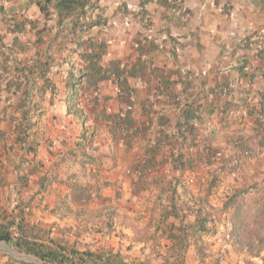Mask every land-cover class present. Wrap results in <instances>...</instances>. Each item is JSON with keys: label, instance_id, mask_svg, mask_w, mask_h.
I'll list each match as a JSON object with an SVG mask.
<instances>
[{"label": "trees", "instance_id": "1", "mask_svg": "<svg viewBox=\"0 0 264 264\" xmlns=\"http://www.w3.org/2000/svg\"><path fill=\"white\" fill-rule=\"evenodd\" d=\"M100 1L3 0L0 6V21L6 25L7 33L13 36L7 44L3 41L4 36L0 35V101L4 97L3 117L10 118L9 124L15 126V131L18 132L15 142L21 144L23 151L22 159L15 167L18 200L13 209L0 207V245L10 248L7 250L0 246V264H121L124 260L125 255L120 250L114 251L106 247L94 249L90 244H85L82 248L78 245L80 232H75L73 234L75 239L70 240L69 235V238L66 237L69 229L62 228L60 224L46 225L40 221H32L31 205L35 195L25 201L21 196L22 191L29 186L31 176L42 171V163L35 161L39 146L37 137L40 132L36 128L44 114L42 102L49 94L53 103L58 94L50 75L64 71L63 66H67L64 75L68 114H76L82 98L90 93L92 96L97 93L101 83L112 81L118 86L119 100L125 109L117 114L104 113L99 116L107 131L114 139L130 143L138 136L137 134H141L142 129L150 128V125L141 130L137 127L133 116L135 89L130 86L129 79L147 80V70L151 64L139 59L131 67L123 65L121 61H112L108 67L104 66L106 44L92 36L93 29L107 22L100 14L102 10ZM248 1L264 7V0ZM152 2L176 12L184 5L185 0H142L134 17L144 21L148 15L146 6ZM32 7L38 9L39 17L29 16ZM184 14H187V11H184ZM252 38L250 35L246 39L249 48L252 45ZM136 44L140 57L148 55L152 50H158V45L153 40L144 39L137 41ZM246 67L247 61H244L238 66V71L243 74L241 77L253 82L254 76L246 73ZM235 82L237 81L217 86L213 90V100L204 107L194 101L183 103L177 94L169 92L171 82L165 80L161 81L162 86L157 89V95L154 97L156 99L159 96L174 105L181 112V117L173 125H170L166 116L157 117L155 125L158 126L156 132L159 133V137L152 146V152L156 154L164 149L170 151L168 159L164 161H170L174 170L180 173L194 172L199 166L213 167L214 171L209 176L203 197L191 196L193 199L191 204L190 201H184L182 196L190 194L180 180L181 175L158 179L157 182L162 183L160 195L168 198L165 203L156 200L153 211L161 212L156 218V227L151 232L149 227L141 228L138 219L130 216L128 221L124 219L126 216L119 213L117 204H112V199L103 197L100 190H94L89 184H80L76 178H69L73 181L71 184L73 202L86 204L96 195L104 206L98 213L88 214L82 218L83 230L88 231L89 225L97 224L100 230L112 231L116 226L126 224L134 233L132 242L151 243L154 247L153 254L156 257H163L162 264H185L192 242L196 256L201 263H205L212 250L210 240L220 234L218 240L226 248H230L224 251L225 256L234 252L242 258L245 256L243 264H264V188H261V183L232 188L218 198L220 201L218 205L210 203V199L218 194L225 176L240 173L241 164L245 159L252 160L264 156V124L255 120V109L251 103L255 97L245 96L239 103H235L231 98L233 92L230 89ZM221 97L224 101L219 105L216 102ZM263 97L264 95H259L262 106ZM13 98L19 99L17 104ZM96 98L89 97L88 104L95 102ZM242 110L253 119L254 136L251 139L253 143L239 136L231 142L234 149L233 158L220 159L219 152L212 146L215 131L212 130L210 138L206 140L200 137L199 127L209 121L210 124L217 111L223 114L218 122L227 124L229 111ZM17 112L22 115L20 119L16 116ZM81 114L84 116L82 111ZM33 116H36L37 120L31 121ZM6 136L5 131H0V141L4 142L5 149ZM83 141L86 143L71 154L75 162L80 155L79 161L85 167L94 160L89 154L94 144V134L87 138L85 132ZM246 153H249V158L244 157ZM162 163H157L155 156H147L134 167V173L139 180H146ZM46 181V176L40 178V188L35 193L41 195L39 200H42ZM144 188L136 183L133 194L139 195ZM64 208L52 212L59 218H64L65 214H69V207L64 203ZM188 216H194L192 222H186ZM170 218L177 223L169 222ZM154 220L155 218L150 221V225H153ZM163 239L170 242L166 251L156 248L161 246ZM221 251L218 249L212 264H221L225 259ZM23 256L33 259L34 262L22 258Z\"/></svg>", "mask_w": 264, "mask_h": 264}, {"label": "crops", "instance_id": "2", "mask_svg": "<svg viewBox=\"0 0 264 264\" xmlns=\"http://www.w3.org/2000/svg\"><path fill=\"white\" fill-rule=\"evenodd\" d=\"M226 1L229 6L223 9L215 0H185L182 10L176 12L155 2L149 3L146 11L151 16L152 26L148 32L143 29L140 18L134 17L140 8L141 0L100 1L102 8L100 14L107 22L93 29L92 36L106 44L104 66L108 67L112 61H121L123 65L131 67L139 59L151 64L147 70V80L129 79L130 86L135 89L133 116L137 127L141 130L150 125L151 129L148 127L145 130L142 129L141 134H137L138 136L130 143L114 139L99 116L104 113L117 114L125 109L119 100L118 86L112 81L101 83L97 93L93 96L90 93L82 98L76 114H68L64 75L67 66H63L64 71L50 75L58 94L53 103L50 101L49 94L42 102L44 114L36 128L40 132L37 137L39 146L35 161H40L43 167L41 172L31 176L29 186L21 193L24 201L35 195L31 205L30 219L32 221H40L46 225L60 224L62 228L69 229L66 237L69 235L70 240L75 239L73 235L75 232H80L78 245L82 248L85 244H90L94 249L106 247L114 251L120 250L125 255L123 261L126 263L136 261L145 262V264L163 263L162 256L156 257L153 254L154 247L151 243L132 242L134 233L126 224L118 225L112 231L100 230L97 224L89 225L88 231L83 230L82 218L88 214L98 213L104 206L96 195L86 204L73 202L71 200L73 181L69 178H76L80 184H89L94 190H100L103 197L112 199V204H117L119 213L126 216L124 219L128 221L129 216L138 219L140 227H149L151 232L154 231L156 218L161 212V210L153 211L154 204L156 200L165 203L168 198L160 195L162 183H158V179L165 176L169 179L172 176L181 175L180 180L190 194L182 196V199L190 201V204L193 203L192 197L199 198L205 195L206 182L214 171L213 167L199 166L194 172L180 173L174 170L170 161H164L168 159L170 151L164 149L156 154L152 152V146L159 137V133L156 132L158 126L155 125L157 117L166 116L170 125L181 117V112L174 105L159 96L156 99L154 97L157 95V89L162 86V80L171 82L169 92L177 94L183 103L194 101L203 107L211 103L214 98L213 90L217 86L226 85L234 80L237 81L234 83L235 88L230 89L233 92L231 98L235 103H239L245 96L252 98L253 94H264V68H262L264 61H259L253 38L250 48L246 42L250 35L253 37L257 32L264 35V7L251 4L248 0ZM2 3L3 0H0V6ZM184 11H187V14H184L188 18L186 22L182 21ZM29 16L39 17L38 9L32 7ZM0 35L4 36L3 41L7 44L13 39V36L7 33L6 25L1 21ZM144 39L153 40L158 45V50H152L148 55L142 54L143 56L140 57L136 42ZM244 61H247L246 73L254 76L252 83H249L247 78L241 77L243 74L238 71V66ZM89 97L90 99L97 97L95 101L97 103L88 104ZM12 100L16 104L19 101L15 98ZM214 101L217 100L214 99ZM223 101L221 97L216 103L222 105ZM4 106L3 97L0 101V131L6 132L7 140L6 149L4 142L0 141V207L13 209L18 200L15 167L19 165L23 151L21 144L15 142L18 134L15 126L9 124L10 118L3 117ZM222 115L217 111L215 114L217 118H213L210 124L209 121L201 128L199 127V135L208 140L211 131L214 130L215 140L212 141V146L215 150L222 152L226 149L234 153L229 138L236 135L233 139L239 136L246 140L253 139L254 122L244 110L229 111L227 124L218 122ZM16 116L20 119L22 115L17 112ZM85 117L86 121H84ZM35 120L37 118L33 116L31 121ZM85 132L87 138L94 134V144L89 151L94 160L83 167L80 155L75 162L71 152L86 143L87 140L83 141ZM251 143H253L252 140ZM147 156H155L157 163L164 162L158 165L157 171L146 180H139L134 173V167ZM262 162H264V156L252 160L245 159L241 164L240 173L224 177L228 183L224 182L222 190L227 193L232 188L245 186L243 172L259 173L263 167ZM44 176L47 177V181L42 200H39L41 195L35 193L40 188V178ZM136 183L145 187L139 195L133 194ZM219 202L216 196L210 199V203L214 206ZM64 203L69 207V214L59 218L57 214H53L52 210L65 209ZM139 213L141 218L137 217ZM145 218L146 220H143ZM153 218H155L154 223L150 225ZM193 219L194 216H188L186 222H192ZM174 221L173 218L169 219L171 223ZM219 238L220 234L210 240V249L220 246ZM213 241L214 244H212ZM169 245V240L163 239L161 246L156 248L166 251ZM0 246L4 247L3 244ZM185 264L212 263L210 259H207L205 263L200 262L192 242ZM221 264L229 263L222 261ZM238 264H243L242 258L239 259Z\"/></svg>", "mask_w": 264, "mask_h": 264}, {"label": "rangeland", "instance_id": "3", "mask_svg": "<svg viewBox=\"0 0 264 264\" xmlns=\"http://www.w3.org/2000/svg\"><path fill=\"white\" fill-rule=\"evenodd\" d=\"M236 135H234L233 137H231V138H229V142H230V144H232L231 142H232V140H233V138L235 137ZM227 138H228V136H227ZM224 149V148H223ZM225 151H218L219 152V154H220V159H226V157L227 158H233V156H234V153L231 151V150H229V152H228V150H226V149H224ZM261 166H263L261 169H260V172L259 173H256V174H252L251 172V174L250 173H246V171L245 172H243V179H245V181H246V185L247 186H249V185H253V183H257V184H260V186H261V188H264V183H263V180H264V162H262V164H261ZM251 171V170H250ZM255 175H256V177H255ZM227 182L225 179L223 180V184H222V186L221 187H223L224 185H225V183ZM207 183V182H206ZM228 183V182H227ZM228 185H231V184H228ZM245 185V184H244ZM220 187V189H219V191H218V194L216 195V198H219V197H221L223 194H226V192H225V190H222V188ZM147 212V211H146ZM144 215V214H143ZM145 216V215H144ZM137 217H140L141 218V216H140V213L137 215ZM146 217V216H145ZM143 220H146V218L145 219H143ZM213 243H214V241H213ZM4 247L7 249V250H10V248H8L7 246H5L4 245ZM218 249H221L222 251V253H223V256H225V252L224 251H226L227 249H230V248H226L224 245H223V243H221L220 242V246L218 247V248H212V250H211V253L209 254L210 255V257L209 258H207V259H210L211 260V263H213V261H214V257L216 256V253H217V251H218ZM16 256H18L16 253H14ZM18 257H20V256H18ZM22 258H24V259H30V258H27V257H22ZM240 258H242V256H239L237 253H234V252H231L230 254H226V256H225V259H223V261L224 262H228L229 264H238L239 263V259ZM242 259H246L245 258V256L242 258ZM32 262H34V260L33 259H30ZM259 262V261H258ZM259 263H261V262H259Z\"/></svg>", "mask_w": 264, "mask_h": 264}, {"label": "built area", "instance_id": "4", "mask_svg": "<svg viewBox=\"0 0 264 264\" xmlns=\"http://www.w3.org/2000/svg\"><path fill=\"white\" fill-rule=\"evenodd\" d=\"M216 2H219L223 9L229 6L226 0H216ZM183 18L184 20H186V17H183ZM142 26H143V29L147 32L151 30L152 25H151L150 15H147L144 21H142ZM253 42H254V49L257 52V56H259V61H264V35L260 32L255 33L253 35ZM231 88L234 89L235 85L231 86ZM259 95L263 96L264 94L262 93L253 94L252 97H255V98L251 100V103H253V107L255 109V120L264 124V105L262 106L260 104ZM263 101H264V97H263ZM212 118H215V115ZM131 130L134 131L136 129H131ZM263 151H264V144H263ZM244 157L249 158L250 157L249 153L244 154ZM27 212H29V209H27ZM121 264H127V263L123 261Z\"/></svg>", "mask_w": 264, "mask_h": 264}, {"label": "clouds", "instance_id": "5", "mask_svg": "<svg viewBox=\"0 0 264 264\" xmlns=\"http://www.w3.org/2000/svg\"><path fill=\"white\" fill-rule=\"evenodd\" d=\"M142 1V0H141ZM215 2H216V0H215ZM183 7V6H182ZM182 7L180 8L181 10H182ZM184 13V12H183ZM183 17H186V20H184V18ZM187 16L186 15H182V21L183 22H186L187 21ZM142 22V21H141ZM254 81V80H253ZM249 83H252V82H249ZM249 97V96H248ZM251 97V96H250ZM215 118H217V117H215Z\"/></svg>", "mask_w": 264, "mask_h": 264}]
</instances>
